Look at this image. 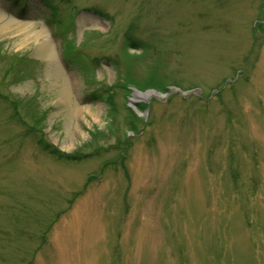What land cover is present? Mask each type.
<instances>
[{
  "label": "rangeland",
  "instance_id": "1",
  "mask_svg": "<svg viewBox=\"0 0 264 264\" xmlns=\"http://www.w3.org/2000/svg\"><path fill=\"white\" fill-rule=\"evenodd\" d=\"M0 17V264H264V0Z\"/></svg>",
  "mask_w": 264,
  "mask_h": 264
},
{
  "label": "bare ground",
  "instance_id": "2",
  "mask_svg": "<svg viewBox=\"0 0 264 264\" xmlns=\"http://www.w3.org/2000/svg\"><path fill=\"white\" fill-rule=\"evenodd\" d=\"M0 19H1V17H0ZM12 23H14V22H12ZM12 23L10 22L9 24H6V25L5 24L0 25V32L5 31V30L11 31V27L13 25ZM42 35H43V32L41 30H40V32L37 31L35 33L28 32L26 34V38H24V39L25 40H33V39L34 40H37V39L40 40L38 43V46H37V50H38L39 54L41 56H43L49 63H51L54 66L55 71L57 72V69H56L55 64H54V54H53L52 48L49 46L48 41L45 38H43ZM132 102H133V100H132Z\"/></svg>",
  "mask_w": 264,
  "mask_h": 264
}]
</instances>
